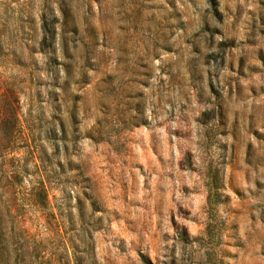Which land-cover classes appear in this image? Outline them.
I'll use <instances>...</instances> for the list:
<instances>
[{"label":"rangeland","instance_id":"obj_1","mask_svg":"<svg viewBox=\"0 0 264 264\" xmlns=\"http://www.w3.org/2000/svg\"><path fill=\"white\" fill-rule=\"evenodd\" d=\"M0 264H264V0H0Z\"/></svg>","mask_w":264,"mask_h":264}]
</instances>
